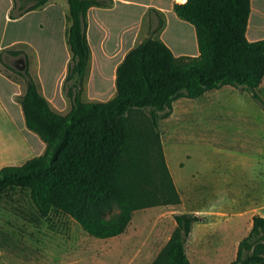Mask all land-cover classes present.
Wrapping results in <instances>:
<instances>
[{"label": "trees", "instance_id": "1", "mask_svg": "<svg viewBox=\"0 0 264 264\" xmlns=\"http://www.w3.org/2000/svg\"><path fill=\"white\" fill-rule=\"evenodd\" d=\"M50 1L12 0L8 17L15 19ZM65 1V37L71 53L64 80L69 82L68 112L52 109L28 70L26 55L7 50L25 60L24 68L16 70L25 84L17 100L26 128L45 148L20 165L0 168V195L26 190L39 215L57 209L89 235L106 239L125 230L134 210L180 202L157 132L159 119L170 115L173 101L230 85L246 90L264 109L256 90L264 78V37L246 38L250 0H185L174 3L173 11L194 26L198 53L175 56L154 35L163 28L164 18L151 9L159 16L158 25L148 28L147 36L117 65L114 96L83 101L90 60L86 13L90 6H110L112 0ZM199 219L194 212L174 214L175 227L150 264H191L185 243ZM228 264H264L263 215L252 216Z\"/></svg>", "mask_w": 264, "mask_h": 264}, {"label": "rangeland", "instance_id": "2", "mask_svg": "<svg viewBox=\"0 0 264 264\" xmlns=\"http://www.w3.org/2000/svg\"><path fill=\"white\" fill-rule=\"evenodd\" d=\"M260 9V16L249 22L251 28L257 23L258 35L264 33V2ZM158 17L148 11L147 29L157 27ZM28 24L27 20L14 28L27 29ZM0 26L5 28L0 40L8 41L14 34L11 23L1 16ZM168 30L166 37L174 49L192 54L197 50L189 26L172 23ZM9 49L26 55L28 70L32 53L23 43L0 49V73L19 85V93L12 96L18 102L25 84L17 71L25 60L10 55ZM60 64V57L45 54L46 73ZM64 80L61 94L67 109L71 99L66 93L69 82ZM256 90L264 102V78ZM81 99H91L84 83ZM172 111L159 119L157 132L179 203L136 209L122 233L101 239L57 209L39 215L26 190L7 191L0 195V264H150L175 227L174 214L181 212L200 216L185 243L190 263L228 264L238 241L248 233L252 216H264V109L246 90L224 85L195 99L181 97L173 102ZM35 135L18 132L1 115L0 168L20 165L43 152Z\"/></svg>", "mask_w": 264, "mask_h": 264}, {"label": "crops", "instance_id": "3", "mask_svg": "<svg viewBox=\"0 0 264 264\" xmlns=\"http://www.w3.org/2000/svg\"><path fill=\"white\" fill-rule=\"evenodd\" d=\"M184 1L112 0L110 6L94 5L88 8L86 13V37L90 48V60L87 75L84 78V85L88 89L90 100L105 101L114 96L117 65L129 49L136 46L147 36L148 29L145 21L147 13L151 9L157 10L163 16V13H165L168 17L167 20L164 19V26L158 37L168 45L173 54L175 56L192 54L185 50L174 49L166 37L171 24L177 23L183 24V28L189 26L196 38L194 26L179 18L173 11L174 3ZM263 2L264 0H250V13L245 33L249 41L264 37V33L258 35V29L255 27L257 23L253 28L249 24L251 20L260 16V8ZM10 6L11 0H0V18L3 16L4 21H9L12 25V33L14 32L8 41L0 40V49L18 43L25 44L32 53L29 70L32 76L37 78V84L41 88L40 92L47 98L52 109L65 114L70 109V105L66 109L61 90L71 58L65 37L66 1L52 0L41 8L27 11L15 19H9L7 16ZM27 20L29 21L27 29L14 28ZM248 31H251L250 36L247 34ZM4 33L5 28L0 26V37ZM197 53L198 47L192 55ZM45 54L60 57V67L57 68L56 66L55 70L51 68L50 72L46 73L44 68ZM32 67H34L35 72L32 71ZM18 93L19 85L0 73V116L3 115L8 118L18 132L33 134L25 126L20 104L12 99V96ZM38 142L44 151L45 143L42 140ZM41 153L36 152V155ZM173 225H175V222Z\"/></svg>", "mask_w": 264, "mask_h": 264}, {"label": "bare ground", "instance_id": "4", "mask_svg": "<svg viewBox=\"0 0 264 264\" xmlns=\"http://www.w3.org/2000/svg\"><path fill=\"white\" fill-rule=\"evenodd\" d=\"M61 65V64H60ZM60 71V70H59ZM110 75V74H109ZM39 147V146H38Z\"/></svg>", "mask_w": 264, "mask_h": 264}]
</instances>
